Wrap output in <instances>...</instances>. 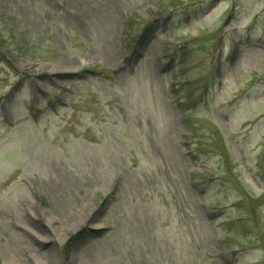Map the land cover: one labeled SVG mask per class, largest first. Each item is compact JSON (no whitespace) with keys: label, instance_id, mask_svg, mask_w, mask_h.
I'll use <instances>...</instances> for the list:
<instances>
[{"label":"rangeland","instance_id":"rangeland-1","mask_svg":"<svg viewBox=\"0 0 264 264\" xmlns=\"http://www.w3.org/2000/svg\"><path fill=\"white\" fill-rule=\"evenodd\" d=\"M0 264H264V0H0Z\"/></svg>","mask_w":264,"mask_h":264},{"label":"trees","instance_id":"trees-1","mask_svg":"<svg viewBox=\"0 0 264 264\" xmlns=\"http://www.w3.org/2000/svg\"><path fill=\"white\" fill-rule=\"evenodd\" d=\"M256 200H257V199H256ZM260 200H261V198H260ZM253 206H254V207H253ZM252 207H253V209L256 208V210L259 209V207H260V203H259V201L257 200L256 203L252 204Z\"/></svg>","mask_w":264,"mask_h":264}]
</instances>
